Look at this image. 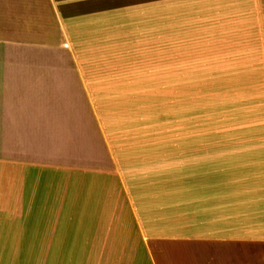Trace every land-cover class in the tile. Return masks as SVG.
Segmentation results:
<instances>
[{
  "label": "crops",
  "instance_id": "obj_1",
  "mask_svg": "<svg viewBox=\"0 0 264 264\" xmlns=\"http://www.w3.org/2000/svg\"><path fill=\"white\" fill-rule=\"evenodd\" d=\"M94 65L216 135L126 148ZM0 264H264V0H0Z\"/></svg>",
  "mask_w": 264,
  "mask_h": 264
},
{
  "label": "rangeland",
  "instance_id": "obj_2",
  "mask_svg": "<svg viewBox=\"0 0 264 264\" xmlns=\"http://www.w3.org/2000/svg\"><path fill=\"white\" fill-rule=\"evenodd\" d=\"M85 67L87 73L97 78L98 91L104 95L114 133L126 148L146 149L151 147L145 145L151 139L216 135L215 118L211 116L215 113L213 102L194 95L193 118L186 122L183 95L175 94V83L159 66ZM156 147L162 152L160 159H168V146Z\"/></svg>",
  "mask_w": 264,
  "mask_h": 264
}]
</instances>
